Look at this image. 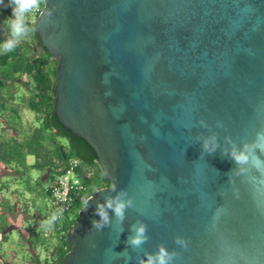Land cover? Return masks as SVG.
<instances>
[{"label":"water","instance_id":"water-1","mask_svg":"<svg viewBox=\"0 0 264 264\" xmlns=\"http://www.w3.org/2000/svg\"><path fill=\"white\" fill-rule=\"evenodd\" d=\"M35 32L57 60V120L111 184L80 209L63 264H126L112 258L124 252L138 264L160 244L173 264H264V185L230 176L222 156L264 129V0H44ZM122 189L123 224L109 210L111 226L93 229L97 203ZM137 222L149 240L132 249Z\"/></svg>","mask_w":264,"mask_h":264},{"label":"trees","instance_id":"trees-1","mask_svg":"<svg viewBox=\"0 0 264 264\" xmlns=\"http://www.w3.org/2000/svg\"><path fill=\"white\" fill-rule=\"evenodd\" d=\"M4 2L6 4L8 0ZM43 6L44 3L41 10ZM9 15L11 9L0 6V25ZM4 26L6 27L5 23ZM33 28L30 36L22 40L13 51L0 53V165L16 172L19 175L16 180L25 185L27 192L36 191L40 195H46L47 190L42 188L40 181H49L63 173L71 159L79 160L76 172L85 180V200L74 201L70 212L51 228L38 231L35 227H30L26 239L24 238L30 249L24 264H63L65 254L71 249L67 234L78 221L80 209L85 205L86 199L96 193L94 189L99 190L111 184L104 179L93 150L66 130L55 116L57 60L42 46L35 32V24ZM6 31L7 36L0 30V42L8 37L7 27ZM18 85L24 86L28 91V95L21 100L34 114L37 123L35 126H23L18 108L21 104L14 100ZM28 157H33L34 162L29 164ZM30 170L40 174L35 186H32V178L28 175ZM90 179L95 181L92 186L87 184ZM9 190L10 182L0 174V251L2 244L9 241V233L12 231L9 216L15 214L17 199L24 195L23 191H14L13 194L19 196L15 201L5 195ZM20 212L27 214L28 205L25 204ZM69 214H73L75 218L71 219ZM53 237L57 239L56 244L49 247L45 245V241ZM40 244L46 248L47 256L44 259L37 252ZM0 264L4 263L0 261Z\"/></svg>","mask_w":264,"mask_h":264},{"label":"clouds","instance_id":"clouds-1","mask_svg":"<svg viewBox=\"0 0 264 264\" xmlns=\"http://www.w3.org/2000/svg\"><path fill=\"white\" fill-rule=\"evenodd\" d=\"M44 0H8L5 4L4 0H0V6L11 9V15L4 18V23L8 29V37L0 42V53H8L13 51L22 40L28 38L34 31L33 25L36 23L35 14L40 11ZM50 20V15H43L40 18V23L47 24ZM203 121L201 124L203 125ZM206 126V125H205ZM218 127H223L222 123H218ZM230 149L222 152V156L232 160L235 166L230 170L229 175H236L239 177H248L252 182L264 185V179L257 180L256 177H249L251 170L255 169L261 177H264V129L256 133L255 139L252 141H243L240 144L228 140ZM218 147L216 135L205 138L202 142L203 151L208 154H213ZM259 153V154H258ZM112 190L115 192V185H112ZM98 191V189H94ZM233 194L239 196V190L233 187ZM89 197L85 201L83 210L89 206ZM134 207V201L128 196L125 190H120L115 196L105 197L103 203H97L95 214L99 217L98 220H92V228L100 231L105 227H109L112 221L109 216L111 210L118 225H122L126 216V210ZM63 209H58L47 220L43 222L46 228H51L55 223L62 218ZM119 231H123L122 228ZM130 235L127 239V244L132 249H141L142 246L148 242V225L143 222H137L130 226ZM175 244L179 245L182 249L188 248V241L180 236L175 237ZM179 253L175 250L169 251L164 244L157 246L155 252L145 253L143 257H137L138 264H173ZM124 256L126 264L127 260L131 257L127 253H118L112 257L119 258Z\"/></svg>","mask_w":264,"mask_h":264},{"label":"rangeland","instance_id":"rangeland-1","mask_svg":"<svg viewBox=\"0 0 264 264\" xmlns=\"http://www.w3.org/2000/svg\"><path fill=\"white\" fill-rule=\"evenodd\" d=\"M0 30L5 36H7L4 21L2 25H0ZM14 94V100L21 104L18 108L21 114L23 126L27 127L29 125H37V123L35 122L34 114L26 108L24 101L21 100L23 96L28 95L27 89L22 85H18L16 86V91L14 92ZM12 104L15 103L13 102ZM32 162H34V158H32ZM0 174L3 176V179L10 182V190L5 193L7 197L16 201V198H18L19 196L17 194H13V192L16 190L24 192V195L17 199V210L15 214L9 216L11 221L10 228L12 231L9 233V241L3 243L1 246L2 249L0 251V261L4 264H24L25 260L29 256L30 251L25 240V237L28 235L29 228L35 227L38 231H44L46 228L43 225V222L47 219V216L51 211L49 206L48 194L46 193V195H40L36 191H33L32 193L27 192L25 185L18 183V181L16 180L19 175L14 171L9 170L8 168H3V166L1 165ZM28 175L32 178V186H35V181L40 177V174L34 170H30L28 171ZM83 182H85V180ZM94 183L95 181L92 179L87 181L88 186H92ZM40 185L42 186V188L47 190L49 181H40ZM25 204H27L29 208V212L27 214L20 212V209H23L25 207ZM69 217H71V219L75 218L73 214H69ZM45 242V245H48L49 247L56 244L57 239L53 237ZM37 252L42 259L47 256L46 248L41 244L38 246Z\"/></svg>","mask_w":264,"mask_h":264},{"label":"built area","instance_id":"built-area-1","mask_svg":"<svg viewBox=\"0 0 264 264\" xmlns=\"http://www.w3.org/2000/svg\"><path fill=\"white\" fill-rule=\"evenodd\" d=\"M41 11L40 9V11L35 14V20ZM78 166L79 160L73 158L69 161L63 173L49 180L47 193L51 211L47 219L58 209H63L62 218L57 221L59 222L70 212L74 201L78 199L82 201L85 200L86 186L82 178H80L76 172Z\"/></svg>","mask_w":264,"mask_h":264},{"label":"crops","instance_id":"crops-1","mask_svg":"<svg viewBox=\"0 0 264 264\" xmlns=\"http://www.w3.org/2000/svg\"><path fill=\"white\" fill-rule=\"evenodd\" d=\"M32 158H33V157H28V163H29V164L33 163V162H32Z\"/></svg>","mask_w":264,"mask_h":264}]
</instances>
